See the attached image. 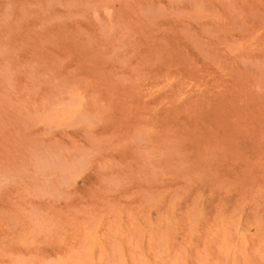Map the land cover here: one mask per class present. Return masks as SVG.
<instances>
[{"label": "rangeland", "instance_id": "rangeland-1", "mask_svg": "<svg viewBox=\"0 0 264 264\" xmlns=\"http://www.w3.org/2000/svg\"><path fill=\"white\" fill-rule=\"evenodd\" d=\"M0 264H264V0H0Z\"/></svg>", "mask_w": 264, "mask_h": 264}, {"label": "bare ground", "instance_id": "bare-ground-1", "mask_svg": "<svg viewBox=\"0 0 264 264\" xmlns=\"http://www.w3.org/2000/svg\"><path fill=\"white\" fill-rule=\"evenodd\" d=\"M81 103V102H80Z\"/></svg>", "mask_w": 264, "mask_h": 264}]
</instances>
